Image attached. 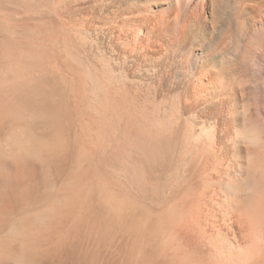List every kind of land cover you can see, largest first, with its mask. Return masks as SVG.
I'll return each instance as SVG.
<instances>
[{
	"label": "bare ground",
	"instance_id": "obj_1",
	"mask_svg": "<svg viewBox=\"0 0 264 264\" xmlns=\"http://www.w3.org/2000/svg\"><path fill=\"white\" fill-rule=\"evenodd\" d=\"M0 264H264V0H0Z\"/></svg>",
	"mask_w": 264,
	"mask_h": 264
}]
</instances>
